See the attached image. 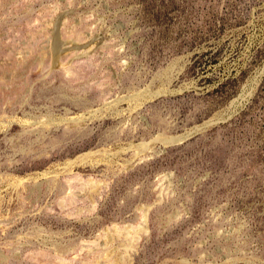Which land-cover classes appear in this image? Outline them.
<instances>
[{"label": "rangeland", "instance_id": "1", "mask_svg": "<svg viewBox=\"0 0 264 264\" xmlns=\"http://www.w3.org/2000/svg\"><path fill=\"white\" fill-rule=\"evenodd\" d=\"M0 264H264V0H0Z\"/></svg>", "mask_w": 264, "mask_h": 264}, {"label": "bare ground", "instance_id": "2", "mask_svg": "<svg viewBox=\"0 0 264 264\" xmlns=\"http://www.w3.org/2000/svg\"><path fill=\"white\" fill-rule=\"evenodd\" d=\"M201 128V127H200ZM193 131H195V130H193ZM181 138V137H180ZM184 139V138H183ZM143 145V144H142Z\"/></svg>", "mask_w": 264, "mask_h": 264}]
</instances>
